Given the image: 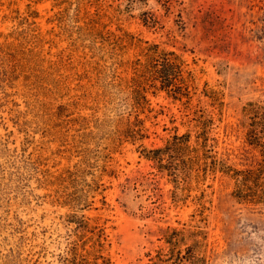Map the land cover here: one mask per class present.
<instances>
[{"label": "rangeland", "instance_id": "rangeland-1", "mask_svg": "<svg viewBox=\"0 0 264 264\" xmlns=\"http://www.w3.org/2000/svg\"><path fill=\"white\" fill-rule=\"evenodd\" d=\"M109 32L180 53L195 71L194 108L211 109L205 88L223 94L221 156L240 169L260 161L243 109L264 105V0H0V264H59L83 232L73 214L106 227L111 264H146L165 248L162 229L184 224L207 231L211 264H264V205L238 202L222 173L174 202L167 177L140 156L141 143L191 128L182 102L150 94L149 138L115 141L120 78L143 56L135 44L115 50ZM66 196L94 202L74 211Z\"/></svg>", "mask_w": 264, "mask_h": 264}, {"label": "trees", "instance_id": "trees-1", "mask_svg": "<svg viewBox=\"0 0 264 264\" xmlns=\"http://www.w3.org/2000/svg\"><path fill=\"white\" fill-rule=\"evenodd\" d=\"M143 21L149 27L157 23L148 13ZM109 33L108 40L114 44L115 50L125 48L127 43L135 44L144 59L138 58L131 62V78H120V86L126 93L123 102L125 112L118 118L115 141L136 144L149 138L142 115L153 112L150 94L165 92L169 98L182 102L191 110V128L180 133L176 127L162 146L148 148L141 143L139 153L167 177L168 183L174 188V202L187 200L193 191H199L206 185L209 178L222 173L234 181L232 196L238 202L264 205V105L251 101L243 109L246 140L260 153V161L255 166L236 168L227 163L219 151L218 128L223 116V94L205 88L202 95L210 99L211 109L202 106L194 108L193 100L198 91L195 71L180 53L162 49L158 43L143 40L137 43L135 36L127 32L121 35ZM102 186L101 183H95L93 190L98 192ZM200 192V204L205 208V190ZM93 202L88 198L66 196L63 204L78 211L89 208ZM72 217L77 230L83 232L69 251L60 256L59 264H111V258L104 254L107 246H111L106 227L92 224L91 219L84 215L79 217L73 214ZM200 227L192 229L184 224L182 228L167 226L162 229L159 240H163L165 248L154 255L148 253L146 264H211L207 253V231Z\"/></svg>", "mask_w": 264, "mask_h": 264}]
</instances>
